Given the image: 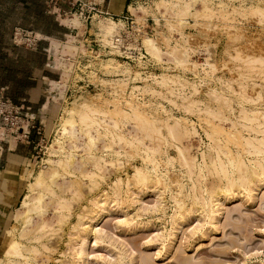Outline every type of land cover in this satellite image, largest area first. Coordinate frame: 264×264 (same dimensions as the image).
<instances>
[{
    "label": "clouds",
    "instance_id": "obj_1",
    "mask_svg": "<svg viewBox=\"0 0 264 264\" xmlns=\"http://www.w3.org/2000/svg\"><path fill=\"white\" fill-rule=\"evenodd\" d=\"M54 22L24 53L23 147L0 129V264H91L105 219L171 233L264 202V0H70Z\"/></svg>",
    "mask_w": 264,
    "mask_h": 264
},
{
    "label": "rangeland",
    "instance_id": "obj_2",
    "mask_svg": "<svg viewBox=\"0 0 264 264\" xmlns=\"http://www.w3.org/2000/svg\"><path fill=\"white\" fill-rule=\"evenodd\" d=\"M53 21H55L54 18ZM42 25L46 34H50L51 31L57 27L55 22L53 25L51 21L47 20L41 23V26ZM41 26L37 28L23 26L21 27L40 32ZM26 57L27 56H25V58ZM25 104L29 105L30 108L32 107L27 102ZM0 129L3 130L4 134L9 139H13L10 136L11 134H9L7 130L2 128V126H0ZM38 135L33 134V136H31V144L33 148H35L36 144L39 143ZM13 140L15 142L20 141L21 147H23V140ZM3 147L7 148V144H4ZM33 157H35V153H33ZM147 205L148 204L142 207L144 215H150L158 211L157 204L151 203L150 205H148L150 208ZM218 208L217 210L215 209L213 214L215 216V220H211V222L207 223V218L206 216H204L205 218L202 217L193 221L186 228H184L183 231L171 233H169L163 227H158L151 230H143L131 234L121 223L122 218L123 221H125L126 217H113L111 218V221L105 219L100 224H96L93 227L96 228L98 226V228L95 229L98 232L95 234V236L97 235V237L95 238L93 237L92 232V239L90 241V246L88 249L89 260L91 261V264H264V202L257 203L255 205L251 203L245 205L240 201H235L230 204L219 206ZM146 209H148L147 212ZM139 210L140 209H137V211ZM150 211L152 213H150ZM200 220L203 221V223L200 222ZM216 221H219L218 224ZM117 224H119V226H116ZM121 226L124 228H122ZM201 227H204L203 230ZM100 228H102V230ZM190 229H193L191 230L192 232L190 231ZM159 230L161 233L159 232ZM99 232L101 234H99ZM108 236H110V238H108ZM167 236H169V239L167 238ZM162 240H164V242ZM66 242L67 240L64 241L65 250L68 245V242ZM98 242L101 243L102 246L99 245ZM105 243H108V245L105 246ZM122 244L124 247L122 246ZM125 252L127 255H125ZM60 253H63V251H60ZM60 253L59 256H57L58 258L56 257V264H59L60 256L63 255ZM113 254L115 260L112 257ZM119 255L122 256V258L118 257ZM115 256H117L118 258H116ZM102 257L104 258L103 261H101ZM133 257L135 258V260ZM106 261H108L109 263H106Z\"/></svg>",
    "mask_w": 264,
    "mask_h": 264
},
{
    "label": "crops",
    "instance_id": "obj_3",
    "mask_svg": "<svg viewBox=\"0 0 264 264\" xmlns=\"http://www.w3.org/2000/svg\"><path fill=\"white\" fill-rule=\"evenodd\" d=\"M44 2L45 0H0V91L12 101L27 102L29 90L36 87L32 67L36 63H42L43 57L29 55L25 58L24 53L28 49L13 45L10 31L13 26L37 28L46 20L54 25L53 18L47 15ZM15 143L8 138L7 148ZM4 166V162L0 161V171L5 169Z\"/></svg>",
    "mask_w": 264,
    "mask_h": 264
},
{
    "label": "built area",
    "instance_id": "obj_4",
    "mask_svg": "<svg viewBox=\"0 0 264 264\" xmlns=\"http://www.w3.org/2000/svg\"><path fill=\"white\" fill-rule=\"evenodd\" d=\"M69 2L66 0H45L44 5L47 13L58 14L59 17H63L66 10H69ZM79 5L75 8H71V11L78 10ZM52 15L54 20L58 18L57 15ZM37 32L32 29L23 28L21 26H13L10 32V41L15 46H21L29 49L30 45H33L37 35ZM29 105L23 101L14 102L0 91V126L8 131L13 139H21L25 135L24 126L26 124V117ZM34 134L38 135V132ZM31 142V137L28 138Z\"/></svg>",
    "mask_w": 264,
    "mask_h": 264
},
{
    "label": "bare ground",
    "instance_id": "obj_5",
    "mask_svg": "<svg viewBox=\"0 0 264 264\" xmlns=\"http://www.w3.org/2000/svg\"><path fill=\"white\" fill-rule=\"evenodd\" d=\"M25 195H27V193H25ZM148 205H150V204H148ZM148 205H147V206H148ZM148 207H149V206H148ZM146 208H147V207H146ZM149 208H150V207H149ZM151 208H152V207H151ZM155 208H156V206H155ZM144 209H145V208H144ZM218 209H219V208H218ZM140 210H142V209H140ZM140 210H139V211H140ZM147 210H148V209H146V212H147ZM151 210H152V209H151ZM216 210H217V209H216ZM222 210H223V209H222ZM222 210H220V211H222ZM142 211H143V210H142ZM143 212H144V211H143ZM154 212H155V211H154ZM156 212H157V211H156ZM150 213H152V212L150 211ZM220 214H221V212H220ZM215 215H216V214H215ZM216 217H217V216H216ZM124 218H125V217H124ZM204 218H205V217H204ZM206 218H207V223H208V222H211V220H215V219H214L215 216H214L213 214H211V215H206ZM122 221H123V218H122ZM198 221H199V220H198ZM198 221H197V222H198ZM101 222H102V221H101ZM101 222H100V223H101ZM118 222H119V221H118ZM200 222L203 223V221H201V220H200ZM204 222H205V220H204ZM212 222H215V221H212ZM216 222H217V221H216ZM218 222H219V221H218ZM218 222H217V224H218ZM100 223H99V224H100ZM205 224H206V223H205ZM210 224H211V223H210ZM122 225H124V224H122ZM197 225H198V224H197ZM207 225H208V224H207ZM116 226H119V224H117ZM116 226H115V227H116ZM200 226H201V225H200ZM203 226H204V225H203ZM208 226H209V225H208ZM210 226H211V225H210ZM213 226H214V225H213ZM93 227H94V226H93ZM100 227H101V226H100ZM121 227H122V226H121ZM121 227H120V228H121ZM192 227H193V226H192ZM97 228H98V226H97L96 228H93V231H92V232H93V237H94V238L97 237V235L95 236V234L98 232L97 230H95V229H97ZM122 228H124V227H122ZM163 228H164V227H163ZM201 228H202V227H201ZM203 228H204V227H203ZM203 228H202V230H203ZM206 228H207V227H206ZM100 229L102 230V228H100ZM161 229H162V228H161ZM197 229H198V228H197ZM101 230H100V231H101ZM103 230H104V229H103ZM122 230H123V229H122ZM191 230H193V229H190V231H191ZM120 231H121V230H120ZM195 231H196V230H195ZM204 231H206V230H204ZM159 232H160V230H159ZM191 232H192V231H191ZM191 232H190V233H191ZM208 232H209V231H208ZM210 232H211V231H210ZM212 232H213V231H212ZM160 233H161V232H160ZM165 233H166V232H165ZM194 233H195V232H194ZM202 233H203V232H202ZM206 233H207V232H206ZM99 234H101V233L99 232ZM157 234H158V233H157ZM191 234H192V233H191ZM197 234H198V233H197ZM204 234H205V233H204ZM105 235H106V234H105ZM107 235H108V234H107ZM172 235H173V234H172ZM192 235H193V234H192ZM195 235H196V234H195ZM159 236H160V235H159ZM164 236H165V235H164ZM188 236H191V235H188ZM157 237H158V236H157ZM161 237H162V235H161ZM170 237H171V235H170ZM172 237H173V236H172ZM198 237H199V236H198ZM98 238H99V236H98ZM98 238H97V240H98ZM105 238H106V236H105ZM108 238H110V236H108ZM154 238H155V237H154ZM159 238H160V237H159ZM167 238L169 239V236H167ZM167 238H166V239H167ZM102 240H104V239H102ZM102 240H101V242H102ZM156 240H157V239H156ZM171 240H172V238H171ZM106 241H107V240H106ZM109 241H110V240H109ZM111 241H113V240H111ZM159 241H160V240H159ZM162 241L164 242V240H162ZM174 241H175V240H174ZM67 242H68V241H67ZM67 242H66V243H67ZM114 242H115V241H114ZM169 242H170V241H169ZM169 242H168V243H169ZM171 242H172V241H171ZM94 243H95V241H94ZM172 243H173V242H172ZM98 244L101 245V243H99V242H98ZM105 244H106V243H105ZM96 245H97V243H96ZM103 245H104V244H103ZM107 245H108V243H107L105 246H107ZM151 245H152V244H151ZM101 246H102V245H101ZM109 246H110V245H109ZM109 246H108V247H109ZM122 246H123V244H122ZM149 246H150V245H149ZM164 246H165V245H164ZM170 246H171V245H170ZM170 246H169V247H170ZM112 247H113V246H112ZM123 247H124V246H123ZM160 247H161V246H160ZM167 247H168V246H167ZM162 248H163V247H162ZM105 249H106V248H105ZM114 249H115V248H114ZM118 249H119V248H118ZM165 250H166V249H165ZM111 251H112V250H111ZM118 251H119V250H118ZM118 251H117V252H118ZM131 251H132V250H131ZM161 251H162V250H161ZM107 252H108V251H107ZM109 252H110V251H109ZM119 252H120V251H119ZM119 252H118V253H119ZM123 252H124V251H123ZM132 252H133V251H132ZM118 253H117V254H118ZM60 254H63V253H60ZM109 254H110V253H109ZM114 254H115V253H114ZM114 254H113V256H112L113 258H114ZM129 254H130V253H129ZM157 254H158V253H157ZM159 254H161V253H159ZM7 255H8L7 252H5V253L3 254V256H0V260H5V261H6V257H7ZM125 255H127L126 252H125ZM132 255H134V254H132ZM109 256H111V255H109ZM158 256H159V255H158ZM99 257H100V256H99ZM115 257H116V258H118V257H121V258H122V256H120V255H119L118 257H117V256H115ZM125 257H126V256H125ZM127 257H128V256H127ZM129 257H131V256H129ZM57 258H58V257H57ZM110 258H111V257H110ZM133 258H134V257H133ZM133 258H132V260H133ZM55 259H56V258H55ZM103 259H104V258L102 257V260H101V261H103ZM119 259H120V258H119ZM130 259H131V258H130ZM145 259H146V258H145ZM170 259H171V258H170ZM114 260H115V258H114ZM134 260H135V258H134ZM118 261H119V260H118ZM121 261H122V260H121ZM121 261H120V262H121ZM142 261H144V260H142ZM115 262H117V261H115ZM127 262H128V261H127ZM106 263H109V262L106 261ZM110 263H111V262H110ZM142 263H145V262H142ZM182 263H183V262H182ZM112 264H114V263H112ZM119 264H121V263H119ZM123 264H124V263H123ZM127 264H128V263H127ZM184 264H185V263H184ZM186 264H187V263H186ZM188 264H189V263H188Z\"/></svg>",
    "mask_w": 264,
    "mask_h": 264
},
{
    "label": "trees",
    "instance_id": "obj_6",
    "mask_svg": "<svg viewBox=\"0 0 264 264\" xmlns=\"http://www.w3.org/2000/svg\"><path fill=\"white\" fill-rule=\"evenodd\" d=\"M14 102H16V101H14Z\"/></svg>",
    "mask_w": 264,
    "mask_h": 264
}]
</instances>
